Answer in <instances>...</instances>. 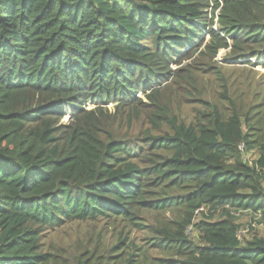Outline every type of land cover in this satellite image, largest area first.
<instances>
[{"label":"trees","instance_id":"trees-1","mask_svg":"<svg viewBox=\"0 0 264 264\" xmlns=\"http://www.w3.org/2000/svg\"><path fill=\"white\" fill-rule=\"evenodd\" d=\"M226 49L264 69V0H0V264H264L238 222L264 227V92L226 82L189 123L165 102ZM89 222L116 239L49 241Z\"/></svg>","mask_w":264,"mask_h":264},{"label":"rangeland","instance_id":"rangeland-1","mask_svg":"<svg viewBox=\"0 0 264 264\" xmlns=\"http://www.w3.org/2000/svg\"><path fill=\"white\" fill-rule=\"evenodd\" d=\"M211 10H209L210 12ZM217 14L218 10L215 12V18L213 19L212 29L214 31L218 30L217 25ZM210 19V16H209ZM207 19V21L209 20ZM208 41L207 36L204 38V44ZM197 53L192 55L191 59L182 63L181 66H172V69L176 68L185 70V76L188 75V68L191 69L192 73L195 76H198L200 73L204 71H208V77L210 79V85L207 88H202L197 82L194 89L191 90V94L186 95L185 90L178 89L177 95H169L165 102L169 106L172 113L178 115L181 119L186 121L187 123L195 121L194 117L197 115L198 111L203 110V104L201 101L206 99L212 100H220L218 92L220 91L219 86H224L227 82L229 86H233L234 88L241 87V92L237 95V97L241 98V101H245L251 92L256 89L258 85V89H260L259 97L264 92V69L261 66H258L256 60L248 59L250 62L242 61L237 62L236 59H231V56L228 54V49L219 51L215 57L208 56L206 53ZM200 54V55H199ZM215 73V74H214ZM169 84L172 82V78L168 80ZM186 88V87H184ZM246 88L249 89V92L246 91ZM213 89H215L213 91ZM181 93L183 97L181 98ZM215 98V99H214ZM82 109H91L92 105L84 104L81 106ZM110 109L109 106L107 109ZM108 109V112L111 111ZM72 112L68 111L67 114L61 119V124H66L71 120ZM152 128L143 118L139 122L135 123L131 133L133 135H137L140 130ZM128 128H124L122 133H127ZM256 157L254 152H250L246 155V159L253 160ZM264 185V183H263ZM203 214H207V211L204 210ZM142 217H145L147 224H156V220L152 215L145 214ZM202 214L195 217V221L198 222L202 219ZM167 219H170V216H166ZM238 222L241 224L243 230L248 228V225L251 220L249 215L242 214L238 215ZM142 223V222H140ZM105 226L103 223L93 222V223H81V224H73L69 226L63 227L59 232L51 233L49 241L54 245L61 243H70L74 239L78 238L83 245H88L89 248H94L97 246L103 249L106 247L105 245H109L112 243L119 231V228L114 230L113 227H109L106 231L104 230ZM188 237H192L193 229L190 232H186ZM253 234H257L259 236H264V227L262 225H257L254 231L249 234H241L240 238H250ZM130 238L136 239V242L141 245V239L145 238L143 234L138 233L137 231H133L130 235ZM106 255L107 253H102ZM147 254L154 255L153 251H147Z\"/></svg>","mask_w":264,"mask_h":264},{"label":"built area","instance_id":"built-area-1","mask_svg":"<svg viewBox=\"0 0 264 264\" xmlns=\"http://www.w3.org/2000/svg\"><path fill=\"white\" fill-rule=\"evenodd\" d=\"M204 210H206L205 208H200V209H198V210H195V212H194V217H197L198 215H200ZM257 226V223H249V225H248V228L247 229H245V230H243V229H241V231L239 232V236L241 235V234H249L250 232H249V228H252V229H255V227ZM192 230V227H189L188 229H187V232H190Z\"/></svg>","mask_w":264,"mask_h":264}]
</instances>
